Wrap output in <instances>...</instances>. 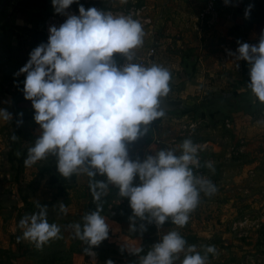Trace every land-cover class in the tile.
Instances as JSON below:
<instances>
[{
	"label": "clouds",
	"instance_id": "1",
	"mask_svg": "<svg viewBox=\"0 0 264 264\" xmlns=\"http://www.w3.org/2000/svg\"><path fill=\"white\" fill-rule=\"evenodd\" d=\"M51 2L55 12L67 14V19L59 27L50 26L47 43L32 49L28 61L14 74L26 73L22 91L32 102L34 120L40 126L38 137L27 149L25 166L55 157L64 178L87 175L96 209L66 225L74 238L87 245L85 254L95 256L93 247L109 237L102 197L110 185L118 187L121 197L129 198L130 231L137 230V220L154 223L158 229L169 221L177 229L185 227L201 194L212 196L218 191L208 176L194 172L201 167L198 146L188 137L177 147L158 150L143 161L128 156L127 143L144 135L151 122L165 115L160 97L170 91L167 68L135 62L136 49L144 42L143 25L132 15L85 9L82 4L79 15L66 13L75 0ZM224 2L227 5L230 0ZM251 7L245 9L246 18ZM237 44L236 51L228 54L235 61H247V88L264 103V29L257 44L239 40ZM117 53L124 63L116 60ZM235 66L239 67L238 63ZM0 120L11 121L12 113L0 108ZM11 139L15 141L17 136L13 134ZM204 167L215 172L211 161ZM137 176L139 184L134 185ZM36 208L20 218L17 240L42 249L61 238V226L49 222L48 206L37 201ZM67 211L60 203L59 212ZM139 230L147 229L141 223ZM159 235L160 240L146 254L141 255L142 247L126 240L121 251L138 255V264H207L209 254H216L214 245L198 250L176 229Z\"/></svg>",
	"mask_w": 264,
	"mask_h": 264
},
{
	"label": "crops",
	"instance_id": "2",
	"mask_svg": "<svg viewBox=\"0 0 264 264\" xmlns=\"http://www.w3.org/2000/svg\"><path fill=\"white\" fill-rule=\"evenodd\" d=\"M23 1L0 0V108L7 109L12 115L14 107L15 112L18 109L25 115H29L33 109L32 102L19 92L26 73L14 74L28 61L32 49L42 42L47 43L42 32V21L48 16L46 7L38 3L21 8L19 3ZM143 1L148 22L143 26L144 42L136 49V55L153 48L149 65H162L170 71L167 97L180 99L185 110L167 112L162 118L151 122L147 126L148 140L145 139L150 142L144 145L141 154L138 143L137 146L133 143L127 145L129 159L135 161L141 158L140 161H143L144 151H148L151 144L160 142L156 131L162 125L161 120H170L174 126L180 124L187 127L183 138L170 136L174 142L172 146L175 148L190 137L200 149L201 167L194 169V172L208 176L218 189L212 196L201 194L200 203L190 213L187 226L196 222L222 223L223 208L235 210L249 205L264 209V123H260L264 121V103L247 88L250 79L247 61H235L229 55L225 64L220 65L223 50L235 52L238 40L258 43L264 29V0H230L225 7H218L214 16L202 21L197 16L204 6V0ZM249 5L252 7L246 18L245 9ZM237 63L239 67L235 66ZM16 95L19 97L14 98ZM260 106L263 109L257 112ZM225 118L233 119L236 127L225 130L222 124ZM4 126L6 122L0 120V195L3 191L9 192V188L15 191L19 187L7 157L11 148ZM239 133L245 134L250 141L242 150L231 151L230 147L234 144L231 140ZM146 135L138 137V141ZM13 151L11 156L17 157ZM208 161L214 163V173L204 167ZM3 162L11 166L4 169L1 166ZM5 177L8 182L4 183L1 180ZM212 207L220 208V213L211 211ZM2 214L4 212L0 209V223L5 219L3 216L1 218ZM257 218L263 221L264 213L248 217L252 222ZM209 231L190 234L196 233L198 236L197 233H201V237L218 242L221 232Z\"/></svg>",
	"mask_w": 264,
	"mask_h": 264
},
{
	"label": "rangeland",
	"instance_id": "3",
	"mask_svg": "<svg viewBox=\"0 0 264 264\" xmlns=\"http://www.w3.org/2000/svg\"><path fill=\"white\" fill-rule=\"evenodd\" d=\"M43 2L46 5L47 15H52L60 21L67 19V14L55 12L51 0H44ZM81 4L85 9L96 7L104 11H111L114 15H132L135 19L148 17L147 9L145 8L140 13H135V9L144 4L143 0H127V3H121L120 0H75L66 10V13L79 15V5ZM142 22L143 20L140 21V23ZM146 24L143 23L142 25L145 26ZM115 58L118 62L123 59L118 53L115 54ZM23 86H20L19 92L21 93H23ZM15 97L18 98L19 95ZM259 109L263 108L260 106L256 111L259 112ZM14 112L13 108V115ZM16 113L20 114L23 112L17 109ZM225 119L230 123L229 127L223 125L225 130L236 127V122L233 119ZM161 121L162 125L158 126L156 131V137L159 136L160 142L151 144V148L148 151H144V159L149 155H155L158 150L174 148L172 146L174 142L170 138L176 135H179V138L180 136L183 138L185 131H187L186 126H181L180 124L179 126H174L175 124H171L170 120L165 121L162 119ZM34 122L31 118L20 120V131L16 134L17 142L12 149L17 157L21 155L23 149L27 150L29 146L33 145L39 135L40 126ZM180 123H183V121ZM4 128L6 138L10 139L9 132L12 131V124L6 122ZM145 139L148 140L147 135L140 141L137 138L135 141L127 143V145L133 143L134 146H137L138 143V152L141 154L140 151L144 150V147L150 142ZM231 141H234V144L230 147V150L236 152V150H242L250 140L245 134L239 133ZM132 149L136 150L137 147ZM26 156L21 161V171L17 175L18 189L12 191L13 188L8 187L10 191H3L0 195V202L2 203L0 209L1 212H4L1 218L2 216L5 217L4 221L0 223V264H106L109 259L113 261V264H138V255L130 254L128 251H121L125 240L135 247H142L143 252L141 255H143L147 253L154 243L160 240L159 232L162 235L173 229L178 230L188 244L196 245L198 250H201L206 245L215 246L216 254H209L207 264H264V220L260 221L261 217H258L260 219L257 218L255 222L248 219V217L251 218V215H262L264 213L262 207L256 208L243 205L235 210H231L230 207L223 208L224 221L222 223L201 224L196 222L178 229L170 221L165 223L161 229H158L154 223L149 224L146 220H137V230L130 231L131 221L129 217L132 216V209L129 204V198L121 197L118 187L111 185L107 195L102 197V200L107 205H110L107 208L108 215H104L106 222L109 224V237L102 241L98 247H93L92 251L95 256L85 254L84 249L87 245L74 238L71 230L66 225L79 222L82 215L88 212L87 204L93 199L88 187L89 178L86 174L77 176L74 174V178H64L59 174L57 168H54V165H56L55 157H49L30 167L25 166L24 160ZM10 164H12L10 168L15 178L17 161L14 160ZM1 166L7 169L11 165L3 162ZM53 177H55V180H52ZM96 179H104V177L97 176ZM1 181L4 183L8 182L6 177ZM138 182L139 178L137 176L134 178L133 183L136 185ZM37 201L41 205L48 206L49 222H54L61 226V238L50 241L42 249H37L28 241L17 240V237L21 236V231L17 227L20 218L37 211ZM60 203L67 207V214L59 212ZM204 209L207 210L206 208ZM210 209L213 212L220 213V208L212 207ZM110 210H113V212H110ZM232 214L235 217L233 216L230 219L229 216L231 217ZM232 219L234 220L231 221ZM141 223L146 226V231L141 232L139 230ZM202 226L205 228L202 229ZM209 230L221 232L218 242H216V239L201 237V233H197L199 234L198 236L195 235L196 233L190 234V232L194 231H205L208 233ZM182 256L183 254H181V258ZM9 257L10 259L8 260ZM176 264H179V261H176Z\"/></svg>",
	"mask_w": 264,
	"mask_h": 264
},
{
	"label": "built area",
	"instance_id": "4",
	"mask_svg": "<svg viewBox=\"0 0 264 264\" xmlns=\"http://www.w3.org/2000/svg\"><path fill=\"white\" fill-rule=\"evenodd\" d=\"M225 6H226V4H225L224 0H204V6L200 10V12L197 16V19L201 20V21L206 20L208 17L214 16L216 14L218 7H225ZM143 9H144V6L140 5L138 8L135 9V13L138 14ZM137 20H139V21L143 20V22L141 24L147 23L148 17L137 18ZM63 22L64 21H60L52 15H48L46 18L43 19V21H42V32L44 34V38L46 41H48L50 26L55 25V26L59 27ZM153 54H154V50L152 47H150L147 49V51L144 54L136 55L135 62L142 63L145 65H149L151 56ZM228 56H229L228 51L226 49H224L222 52V58L220 59V65L221 66H223L225 64L226 60H228ZM124 62L125 61L123 58L119 63H124ZM223 125L225 127H229L230 123L227 119H224ZM108 206H110V205H108ZM110 212H113V211L110 210Z\"/></svg>",
	"mask_w": 264,
	"mask_h": 264
},
{
	"label": "trees",
	"instance_id": "5",
	"mask_svg": "<svg viewBox=\"0 0 264 264\" xmlns=\"http://www.w3.org/2000/svg\"><path fill=\"white\" fill-rule=\"evenodd\" d=\"M44 0H25L23 2H20L19 4L21 5V8L27 4H42L43 6H46L43 2ZM21 8H19V10H21ZM14 110H15V107H14ZM34 113H35V110L34 108L32 109L31 113L29 115H25V114H17L16 112H14V115L12 116V120L11 121H8L12 124V131L9 132V136H10V148L11 150L13 149V146L16 144V140H12L11 137L14 135H16L17 133H19L20 131V120H25V119H28V118H31L33 121L34 120ZM19 121V123H18ZM11 150L10 152L8 153V160L9 161H14L16 160L17 161V172L15 174V181H17V175L19 174V172L21 171V161L22 159L27 155V150L23 149L22 152H21V155L19 157H12L11 156ZM54 168L56 169V165H54ZM71 178H74V175L71 177ZM52 180H55V177L52 178ZM107 203L103 201V212L102 214L103 215H108V207H107ZM96 209V204L94 203L93 199L88 202L87 204V211H93ZM113 211V210H112Z\"/></svg>",
	"mask_w": 264,
	"mask_h": 264
},
{
	"label": "water",
	"instance_id": "6",
	"mask_svg": "<svg viewBox=\"0 0 264 264\" xmlns=\"http://www.w3.org/2000/svg\"><path fill=\"white\" fill-rule=\"evenodd\" d=\"M160 107L167 111H184L185 106L182 104V101L177 98H169V97H160Z\"/></svg>",
	"mask_w": 264,
	"mask_h": 264
}]
</instances>
